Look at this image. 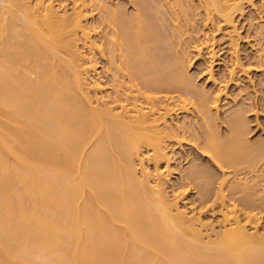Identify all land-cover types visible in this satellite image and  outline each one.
Returning a JSON list of instances; mask_svg holds the SVG:
<instances>
[{"label": "bare ground", "instance_id": "bare-ground-1", "mask_svg": "<svg viewBox=\"0 0 264 264\" xmlns=\"http://www.w3.org/2000/svg\"><path fill=\"white\" fill-rule=\"evenodd\" d=\"M67 1L69 9L59 0H0V264H264L263 222L226 202L223 172L217 229L200 212L181 206L180 195L166 192L174 170L165 139L190 124L169 123L176 105L157 101L155 94L181 88L189 52L165 66L161 79L148 56L153 36L140 11L145 0L126 25L112 0ZM252 1L198 0L208 16L232 30L235 55L233 16ZM167 3L176 18L191 12L179 0ZM94 11L109 29L103 27L102 43L86 27ZM174 31L180 38L178 25ZM205 39L193 50L199 60L209 57L208 80L215 86L210 113L221 122L226 86L215 85L214 44ZM96 53L108 59L104 70ZM237 59L233 65L242 67ZM112 71L122 78L129 71L145 85L138 90L144 103L137 102L133 85L114 74L106 84L110 93L103 94L102 76ZM199 90L194 97L203 103L207 95ZM228 112V134L221 140L199 113L204 153L219 170L250 168L264 159V140L248 143L242 114ZM189 177L207 193L205 174ZM244 187L237 181L230 190L244 193ZM242 201L252 204V194Z\"/></svg>", "mask_w": 264, "mask_h": 264}, {"label": "rangeland", "instance_id": "rangeland-1", "mask_svg": "<svg viewBox=\"0 0 264 264\" xmlns=\"http://www.w3.org/2000/svg\"><path fill=\"white\" fill-rule=\"evenodd\" d=\"M59 1L64 2V5L67 6L66 8H70V1ZM168 1L174 5L176 0ZM179 1L183 5L187 3L190 7L191 12L186 18H176L170 14L167 9V0H145V3L140 6V11L143 13L153 36V43L150 45L148 56L150 61L157 67L156 76L161 79L165 78L167 71L164 67L171 64L181 52L188 51V57L191 60L186 77L184 76L183 85L178 91L160 90L155 94L157 101L171 99L176 105L174 108L176 109L174 110L175 114L171 116L172 118H167L169 123L175 124L180 119V121H186V125L190 124V127L187 126L188 128L183 129V131H178L174 138L165 139V146L172 158L170 166L174 170V174L166 178V192L171 198L174 195H180L179 202L181 206L187 205L186 207L191 208V210L200 212L203 221L216 228L220 220L221 207L220 201L217 199V192L224 173L228 181L225 192L227 195L226 202L234 203L240 215L254 216V218L261 220L264 225V159L259 160L250 168L241 166L237 169L227 167H224L223 170L217 169L211 162L212 160H209L208 155L204 153V136L202 132L205 127L203 119L199 115L200 113L204 116L208 131L216 139L221 140L228 134V117L230 114H227V112L229 111L233 114L232 110L235 112L239 111L248 130L246 136L248 143L252 144L259 140H264V0H253L252 3H254H251L252 5L244 4V10L241 15H237V13L235 14L236 16H233L236 33L239 36L236 46L238 56L234 54L230 44L234 37L231 34V29L230 31L215 16L210 14L208 16L198 0ZM138 2L139 0H112L113 5L117 7V11L121 14L123 24L126 25L128 17L135 13ZM174 9L176 11L178 7L176 6ZM98 13L94 11L89 16L86 27L90 31L92 39L95 41L97 39L101 42V35L104 36L106 34V32L104 34V30L107 27H104L105 25L98 20ZM174 25H178L181 29L180 38L174 31ZM106 31L109 32V29ZM99 37L101 40H99ZM205 38L208 39V43L212 42L214 44L213 53H215L216 57L213 60V72L217 77L216 80H218L215 85L218 88L226 86L224 93L228 94L227 96L225 94L227 100L224 99L225 96L223 97L224 93L222 92L223 94H221L220 105L223 106L221 108L222 111H220L221 122L215 121L210 113L209 98L212 97L213 89H215L213 87L215 86L208 80L209 57L206 53L204 54L206 57L199 60L195 56L197 53L193 50L195 43L197 41L205 43ZM213 39L214 41H212ZM80 52L88 55L82 43H80ZM234 57H238V64H241L242 67H239V65L238 67L234 66ZM95 58L99 71H101L100 69L104 70L108 59L102 58L97 53ZM231 69H235V71L233 70V77L230 75ZM113 74L125 86L133 85L132 90H134L137 102L140 104L144 103L139 93L144 91L145 85H141L140 81L134 79L129 71H124V78L121 75H115L113 71L108 73V77L103 75L102 82L105 81L104 86L108 84L107 82ZM128 77L133 79L132 83L128 82ZM125 86L122 87V93H124ZM104 88L106 90L103 89V94H109L111 88L109 86ZM199 89H204L207 95V100L203 101V103H200L198 98H195V92ZM138 90L141 92H138ZM91 96H93V93H91ZM181 100H184L183 106L185 105L186 110H181ZM193 104L199 106V113L195 110ZM201 130L202 132L200 133ZM192 173H202L209 178L210 184L207 185V193L202 192L198 180L192 181L190 179L192 181L190 183L189 175ZM237 181L245 185V192L232 194L231 186ZM183 189H185V192ZM182 191L184 192L183 194ZM246 193L252 194L253 202L245 206L242 200L245 198Z\"/></svg>", "mask_w": 264, "mask_h": 264}]
</instances>
